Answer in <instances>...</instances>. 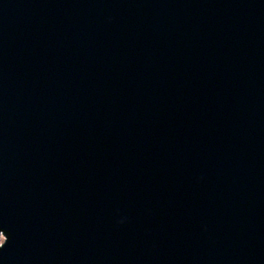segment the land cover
Returning a JSON list of instances; mask_svg holds the SVG:
<instances>
[{
	"label": "water",
	"instance_id": "95a60500",
	"mask_svg": "<svg viewBox=\"0 0 264 264\" xmlns=\"http://www.w3.org/2000/svg\"><path fill=\"white\" fill-rule=\"evenodd\" d=\"M0 264H264V0H0Z\"/></svg>",
	"mask_w": 264,
	"mask_h": 264
},
{
	"label": "rangeland",
	"instance_id": "374dc122",
	"mask_svg": "<svg viewBox=\"0 0 264 264\" xmlns=\"http://www.w3.org/2000/svg\"><path fill=\"white\" fill-rule=\"evenodd\" d=\"M4 240H5L4 237L1 235V237H0V244L3 243Z\"/></svg>",
	"mask_w": 264,
	"mask_h": 264
}]
</instances>
